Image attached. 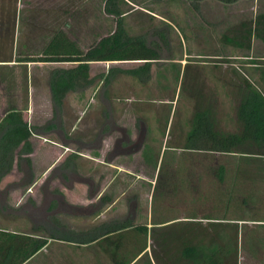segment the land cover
Here are the masks:
<instances>
[{
    "label": "rangeland",
    "instance_id": "rangeland-1",
    "mask_svg": "<svg viewBox=\"0 0 264 264\" xmlns=\"http://www.w3.org/2000/svg\"><path fill=\"white\" fill-rule=\"evenodd\" d=\"M115 5L119 15L105 12L104 0H0V119L16 109L33 133L28 137L30 151H21V146L13 149L9 171L0 175V228L66 239L85 231L87 223L63 209L66 207L62 204V210L52 212L50 217L63 227L48 226V212L55 204L48 202V189H41L47 186V180L32 185V177H39L51 161L41 155L51 145L43 139L92 140L104 121L103 115H107L120 124L135 122L151 129L155 141L149 147L148 164L154 178L150 191L145 185L141 209L144 216L151 212L153 220H168L157 228L117 235L121 260L146 247L132 264H193L182 258L181 249L188 244L201 250L209 246L213 226L207 221L211 219L244 220L247 224L242 225L249 228V233H259L260 228L264 234V226L255 224L264 222V178L256 174L264 169V156L215 154L182 147L165 151L163 156L159 152L163 133L184 138L196 111H206L218 133L239 130L236 113L244 91L241 80L247 79L264 93L258 78V69L264 68V44L251 37L249 48L235 46L224 42L222 35L242 41L240 24L264 12V0L229 4L201 0L197 10L184 0H117ZM57 32L82 53L101 38L122 32L121 40L142 38L147 47L156 50L158 58L147 63V73L140 70L143 61H90L91 84L82 91H68L54 110L49 96L50 73L75 64L28 60L38 58ZM31 146L37 155H30ZM172 155L177 161L169 164ZM214 160L216 164L222 162L226 173H231L225 178L227 186L231 185L230 197L218 185L215 191L209 185ZM88 165L94 166L85 159L76 160L78 170H86ZM234 171L243 173L232 176ZM55 182L53 179L49 186H59ZM136 184L131 190L138 187ZM59 190L68 194L65 198L69 201L73 196L81 197L77 189L73 195ZM227 197V210L219 206L207 210L209 204H221ZM242 199L246 205L240 204ZM180 217L201 221L182 222L176 219ZM215 224L227 237L226 242L219 243L223 263L255 264L243 251L248 244L241 243L238 250L235 225ZM191 232L197 236L191 239ZM112 240L117 241L116 237ZM107 243L99 240L84 247L78 246L80 242L48 239L46 246L24 264H111L110 255L96 252L97 247Z\"/></svg>",
    "mask_w": 264,
    "mask_h": 264
},
{
    "label": "crops",
    "instance_id": "crops-1",
    "mask_svg": "<svg viewBox=\"0 0 264 264\" xmlns=\"http://www.w3.org/2000/svg\"><path fill=\"white\" fill-rule=\"evenodd\" d=\"M95 131L96 137L94 136L95 138L92 140H86L82 137L79 139L64 137L63 140L56 142L43 139L42 142H48L51 145L46 146V148L41 151V155L51 158V161L43 169L39 177H32L28 170L30 173L29 178H33L32 185L37 182L38 184H41L47 180V186L42 189H48V191L53 189L49 186L53 179L57 181L63 179L59 182L61 184L55 186L51 192L59 197L63 196L64 201L69 204V206H65L66 208L63 209H69L67 211H70L73 215L78 216L83 222L87 223L85 224L86 226L84 225L86 227L84 232L69 236L72 237V239H66L64 237H54L49 239L65 243L80 242L81 244L78 246L84 245L85 247L91 246L99 240L101 241L108 237V243L104 244V246L97 247V249L95 248L96 252L97 250H100L101 252L98 254L110 255L113 259L109 258L112 262L111 264H132L133 261L134 263L136 262L135 259L143 250L141 249L140 251L131 254L129 259L121 260L119 256L120 252L118 251L119 243H116L119 242L118 236L126 231H142L147 230L148 227L150 229L157 228L168 222V220H153L151 212L150 215L144 216L143 210L141 209V198L145 192V185L149 186L150 191L154 178V173H151L148 164V151L149 147L153 146L155 138H153V135L150 133L151 129H148L147 126L120 124L117 120H114V123L111 121L107 124L98 126ZM125 134L131 140H136V138H139L140 140L138 146L128 152L123 150L126 147V144L120 139L121 136ZM184 139L185 136L183 138L182 135L180 136L176 133L170 136L169 132L167 135L164 132L159 152L161 151L163 156L165 151H174V149L183 148ZM18 146H22V143ZM163 147L164 149L162 150ZM32 148L33 150L30 152V155H37L35 147ZM78 158L85 159L87 162L90 161L94 166L90 167L88 165L86 170H83V168L78 170L76 166V160ZM176 161L177 159L175 155L168 158L169 164L176 163ZM216 163V160L212 162L213 167L215 168L210 172V179L212 180L209 185L212 187L213 191H215L218 185L220 189L222 188L221 192L230 197L231 185L227 186L228 183L225 182V178L226 175H230L231 173H226L227 171L222 162H219L218 164ZM58 165L62 166L60 167ZM220 168H222V170H220ZM238 173L239 172L234 171L232 176H237ZM241 173H243V171L239 174ZM256 174L261 178H264V169L257 170ZM135 183H138V185L136 184L138 187L131 190V187H133ZM75 184L79 185V188H76ZM59 189L66 190L70 195H73L74 193L72 192H75L77 189L79 194H81V197L76 198L73 196L74 199L71 198L69 201L65 198L68 194L65 192H59ZM229 197H227L225 202L221 203L222 205L216 203L209 204V207H206L208 208L207 210H217V206H219L221 210H227L230 204ZM59 199L53 200L57 203ZM77 200L78 202H76ZM243 201L244 199L241 200L240 204L246 205ZM57 210H62L61 204H58L53 209H50L51 212H48V226H54V228L63 227L62 224L57 222L56 218L50 217L51 213H55ZM176 219H179L182 222L191 221L199 223L201 221L199 219L195 220L185 217ZM207 222L211 223L213 226L211 234L208 236V243L211 245V248L214 247V244L227 241L224 232L215 228V223H223V225L230 223L235 225L237 229V232L236 234L234 233V235L235 242L239 244L238 250H241V243L244 242L245 244H248L246 248L243 247V251H247L248 258L254 260L255 264H264V234H261L260 228H258L259 233L255 232L252 234V230H250L249 233V228H244L243 225L247 224V221L244 220L240 223L225 219H211ZM255 224L264 226V222H256ZM196 225L198 226V224ZM189 236L192 239V237L197 236V233L194 234L191 232ZM75 237H77V239H75ZM112 237H116L117 241L112 240ZM213 254L214 253L211 251L208 252L209 257H214L215 254ZM149 261L151 260L149 259Z\"/></svg>",
    "mask_w": 264,
    "mask_h": 264
},
{
    "label": "trees",
    "instance_id": "trees-1",
    "mask_svg": "<svg viewBox=\"0 0 264 264\" xmlns=\"http://www.w3.org/2000/svg\"><path fill=\"white\" fill-rule=\"evenodd\" d=\"M194 10L201 0H184ZM224 4L236 0H217ZM117 0H104V10L109 14L119 15L115 5ZM238 41L234 36L222 35L224 42L235 46L249 48L250 38L254 37L264 44V12L258 13L252 20L240 24ZM122 32L101 38L99 42L85 52H81L63 33H54L48 40L38 58L28 61L72 62L68 68L58 67L49 76V92L54 110L60 106L68 91H80L91 84L88 75L90 61H143L141 72L147 73L148 64L158 58L154 48H149L142 38H124ZM258 78L264 85V68L258 69ZM244 91L237 106V119L240 128L233 133H218L212 127L206 111H196L192 124L184 139L183 149L191 151H208L222 154H239L240 156H264V93L259 91L247 79L242 80ZM0 175L9 171L11 152L22 143L23 152L30 151L28 137L31 127L21 119L17 110L11 109L0 119ZM254 148L256 152H248ZM28 162V158H24ZM222 170V168H220ZM52 235L37 236L23 234L0 228V264H24L30 257L46 246ZM103 240H108L104 238ZM119 243V242H118ZM145 247L142 249L144 250ZM192 244L181 249V256L193 264H223V252L219 244L204 250ZM215 254L209 257L208 252ZM213 254V255H214ZM112 259V258H111ZM113 260V259H112Z\"/></svg>",
    "mask_w": 264,
    "mask_h": 264
},
{
    "label": "flooded vegetation",
    "instance_id": "flooded-vegetation-1",
    "mask_svg": "<svg viewBox=\"0 0 264 264\" xmlns=\"http://www.w3.org/2000/svg\"><path fill=\"white\" fill-rule=\"evenodd\" d=\"M103 117H104V121L102 122V124L101 125H103V124H107L108 122H113L114 123V119L110 116H108L107 117V115L105 116V115H103ZM116 121V120H115ZM132 124L134 125L135 124V122H132ZM139 125H141V124H139ZM101 128V127H100ZM95 137H96V135H95ZM94 137V138H95ZM121 141L122 142H124L125 144H126V147L123 149L124 151H126V152H128V151H131V150H133V149H135L137 146H138V144H139V138H136V140H131L126 134L125 135H122L121 136ZM63 179H60V181H62ZM46 181V180H45ZM45 181H44V183H45ZM60 181H58V183H56V184H61V183H59ZM41 184H43V183H41ZM40 184V185H41ZM55 184V185H56ZM43 187V186H42ZM42 187H41V189H42ZM54 187L55 186H52V188L54 189ZM52 189V190H53ZM51 190V191H52ZM51 191H48V202H49V204H51L52 202H54V200L53 199H59L58 201H57V203H55L54 202V204H55V206H57L58 204H62L63 206H69V204L67 203V202H65L64 201V198H63V196H57L56 194H54L53 192H51ZM59 197V198H58Z\"/></svg>",
    "mask_w": 264,
    "mask_h": 264
}]
</instances>
